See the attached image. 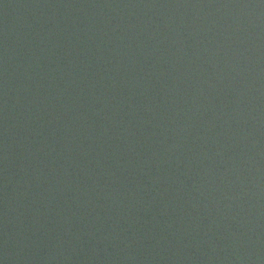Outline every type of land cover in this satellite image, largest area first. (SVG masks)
I'll return each mask as SVG.
<instances>
[{
	"label": "water",
	"instance_id": "1",
	"mask_svg": "<svg viewBox=\"0 0 264 264\" xmlns=\"http://www.w3.org/2000/svg\"><path fill=\"white\" fill-rule=\"evenodd\" d=\"M0 264H264V0H0Z\"/></svg>",
	"mask_w": 264,
	"mask_h": 264
}]
</instances>
